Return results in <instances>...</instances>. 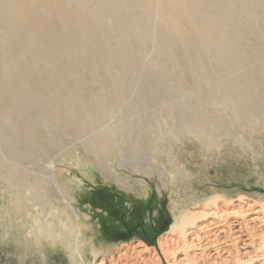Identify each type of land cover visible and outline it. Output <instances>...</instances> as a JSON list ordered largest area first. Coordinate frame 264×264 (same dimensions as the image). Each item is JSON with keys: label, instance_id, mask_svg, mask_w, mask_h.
<instances>
[{"label": "rangeland", "instance_id": "rangeland-1", "mask_svg": "<svg viewBox=\"0 0 264 264\" xmlns=\"http://www.w3.org/2000/svg\"><path fill=\"white\" fill-rule=\"evenodd\" d=\"M74 1L103 13L95 28L108 57L96 53L89 66L114 77L86 79L71 100L93 86L120 100L99 130L48 124L51 101L36 76L48 73L11 47L0 20V264H264V0H178L188 3L174 16L180 30L153 12L144 39L124 10L116 29L107 11L118 0ZM143 4L130 11L148 13ZM23 63L34 73L18 70ZM229 94L253 126L235 118ZM194 121L216 146L173 131ZM219 124L241 132L226 136ZM110 130L116 149L104 165L87 140ZM182 211L217 216L173 230Z\"/></svg>", "mask_w": 264, "mask_h": 264}, {"label": "bare ground", "instance_id": "bare-ground-1", "mask_svg": "<svg viewBox=\"0 0 264 264\" xmlns=\"http://www.w3.org/2000/svg\"><path fill=\"white\" fill-rule=\"evenodd\" d=\"M52 1L54 6L47 5L45 0H0V20L5 23L7 33L12 38L11 47L14 50L21 51V54L31 56L32 65L48 73L47 76H43L44 74L36 75H41V79L45 80L42 83L45 86L43 89L48 92L47 94L43 92L45 90H42V92L51 101L43 103L44 106L48 105L50 107L49 113L45 116L47 117V123L55 124L58 128H69L77 134L86 130L93 131V128L99 130V121L102 116L110 115L114 107L118 105L120 98L118 99L117 96L110 97L95 86L89 90L85 89L86 91L84 90V92L82 91L81 93H84V97L80 98L79 96L76 100H71V96L77 95L81 86L88 82L86 79H98L102 77L105 70L110 71L106 67L102 74L99 73L101 71L99 70L101 69L100 67L95 65L89 66L90 59L97 57L94 56L97 55L96 53H99L98 57H102L103 55L108 57V53L104 52L106 50H104L101 42L104 35L99 33L95 28L100 22L103 13L96 14V16L92 15L83 8L81 1ZM118 1L117 5L112 4L114 6L107 11V13L116 16V29L122 25V21L117 14L119 11L124 10L126 20L143 39L148 36L150 13H155L166 26L169 25L172 29L180 30V23L175 17L180 20V16L185 13L188 7V3H180L178 0H162L160 5L157 4L156 0H140L144 3L143 5L149 7V12L133 13L130 11V8L139 0ZM228 20H232V16ZM35 37L41 39L34 41L33 38ZM87 45L92 47L93 51L87 50ZM53 57L57 58L61 63L62 59H64L62 63L63 67L49 60V58L53 59ZM84 62L88 66L87 68H84ZM29 68L27 63H23L18 67V70H21L25 74H30L32 71ZM111 74L106 73L104 77L112 80L114 74ZM54 76L63 77L65 83H68L71 87L73 86L71 91H64L60 87V83L58 84L55 81L56 77ZM81 93L79 95H82ZM87 96H90L93 101L87 102V99H85ZM225 99L233 102V115L241 125L253 126L255 124L254 120L244 118L242 112L239 111L238 107H240V104H243L241 98L233 97L229 94ZM213 101L219 103L216 99H213ZM178 121L180 122L181 119L178 118ZM69 129L67 131H71ZM219 129L224 130L226 136L229 137L236 136L237 133L241 132L239 128H237L238 131H235L225 124H219ZM174 130L183 136L192 135L199 141L210 143L212 146H216L219 142L216 137H213L210 129L206 130L205 125L195 121L189 122V124H175ZM114 137L113 131L110 130L101 132L99 135L87 140V146L99 157L104 165L106 157L116 149V139ZM149 143L153 144L157 151L165 150V148L155 146L156 140L151 139ZM130 156L133 162L138 161V155ZM169 165L171 167L170 172L176 174L177 170L173 168L170 162ZM211 213L213 214L211 215ZM211 213L207 212L202 215L188 217L183 212L174 216V222L171 224V227L173 230L185 232V227L188 224L194 226L197 219L217 216V212L213 211ZM231 225L235 229L233 232H242L240 223H231ZM214 228L218 230L219 225H215ZM220 232L224 233L225 230L221 229Z\"/></svg>", "mask_w": 264, "mask_h": 264}]
</instances>
